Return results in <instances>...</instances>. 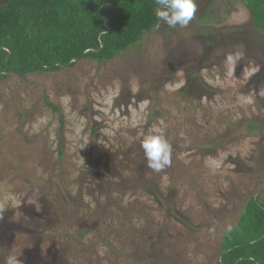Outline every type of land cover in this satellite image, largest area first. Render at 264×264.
<instances>
[{"label":"rangeland","instance_id":"obj_1","mask_svg":"<svg viewBox=\"0 0 264 264\" xmlns=\"http://www.w3.org/2000/svg\"><path fill=\"white\" fill-rule=\"evenodd\" d=\"M254 120L262 128L250 134ZM161 121L170 164L155 172L141 140ZM0 135V224L14 225L0 264H22L37 241L25 264H51L53 243L57 253L69 244L66 264H211L243 202L264 189V35L241 0H196L186 26L160 20L111 61L0 79ZM139 169L164 202L138 187ZM44 203L66 221L40 239L20 228ZM79 220L96 232L71 240Z\"/></svg>","mask_w":264,"mask_h":264},{"label":"trees","instance_id":"obj_2","mask_svg":"<svg viewBox=\"0 0 264 264\" xmlns=\"http://www.w3.org/2000/svg\"><path fill=\"white\" fill-rule=\"evenodd\" d=\"M241 1L250 12L254 30L264 35V0ZM157 7L155 0H5L0 3V79L11 72L25 75L58 71L63 65L73 67L79 59L97 63L111 61L118 54L143 45L145 35L160 24ZM193 98L200 101L201 95L193 93ZM47 104L58 110L51 102ZM247 127L250 134L262 128L258 120L250 121ZM201 147L212 145L205 142ZM59 152L61 161L64 153ZM139 171L138 175L136 173L140 182L138 187L151 194L158 203L164 202L163 192L154 179L141 169ZM74 205L75 200H68L63 209L69 210ZM58 208L53 203H44L41 211L31 209L28 212L30 221L17 228L46 239L48 231L61 229L66 221ZM62 211L66 217L68 212ZM98 224V221L93 223ZM77 225L78 230L70 234L71 240L96 232L82 220ZM13 229L11 222L3 220L0 238L11 237ZM145 229L155 233L153 229ZM56 233L60 237L65 234ZM96 236L105 241L101 234ZM42 242L37 241L33 249L23 251L22 264L37 260ZM64 250L58 249L57 253L55 243L51 245V264H66L62 255ZM72 255L77 257L76 247ZM211 264H264V189L243 202L234 223L223 232L218 256Z\"/></svg>","mask_w":264,"mask_h":264},{"label":"clouds","instance_id":"obj_3","mask_svg":"<svg viewBox=\"0 0 264 264\" xmlns=\"http://www.w3.org/2000/svg\"><path fill=\"white\" fill-rule=\"evenodd\" d=\"M155 3L158 6L157 17L169 27L186 26L196 11V0H155ZM239 55L237 53V56ZM162 125L163 121L160 125L152 126L141 140L147 167L155 172L162 171L170 164L171 145ZM5 264H18V260L15 256L9 255Z\"/></svg>","mask_w":264,"mask_h":264},{"label":"water","instance_id":"obj_4","mask_svg":"<svg viewBox=\"0 0 264 264\" xmlns=\"http://www.w3.org/2000/svg\"><path fill=\"white\" fill-rule=\"evenodd\" d=\"M72 62H73V61H72ZM72 62H71V63H72ZM71 63H69L68 65H71ZM63 66H65V65H63Z\"/></svg>","mask_w":264,"mask_h":264}]
</instances>
